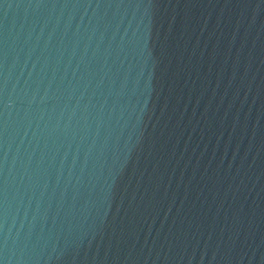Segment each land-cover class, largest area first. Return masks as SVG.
<instances>
[{
  "label": "water",
  "instance_id": "obj_1",
  "mask_svg": "<svg viewBox=\"0 0 264 264\" xmlns=\"http://www.w3.org/2000/svg\"><path fill=\"white\" fill-rule=\"evenodd\" d=\"M0 264H264V0H0Z\"/></svg>",
  "mask_w": 264,
  "mask_h": 264
}]
</instances>
